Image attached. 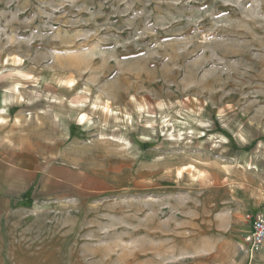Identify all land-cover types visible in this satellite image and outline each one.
Listing matches in <instances>:
<instances>
[{
	"label": "rangeland",
	"instance_id": "obj_1",
	"mask_svg": "<svg viewBox=\"0 0 264 264\" xmlns=\"http://www.w3.org/2000/svg\"><path fill=\"white\" fill-rule=\"evenodd\" d=\"M110 179L0 192V264H264V0H0V156ZM181 174V175H180Z\"/></svg>",
	"mask_w": 264,
	"mask_h": 264
},
{
	"label": "crops",
	"instance_id": "obj_2",
	"mask_svg": "<svg viewBox=\"0 0 264 264\" xmlns=\"http://www.w3.org/2000/svg\"><path fill=\"white\" fill-rule=\"evenodd\" d=\"M110 185V179L96 168L48 158L31 149L12 150L0 156V192L6 203H14L22 196L74 203L106 194ZM257 211L260 210L254 212ZM248 230L249 224L243 235Z\"/></svg>",
	"mask_w": 264,
	"mask_h": 264
},
{
	"label": "built area",
	"instance_id": "obj_3",
	"mask_svg": "<svg viewBox=\"0 0 264 264\" xmlns=\"http://www.w3.org/2000/svg\"><path fill=\"white\" fill-rule=\"evenodd\" d=\"M249 230L243 235L240 252L243 258L252 259L264 245V211L246 213Z\"/></svg>",
	"mask_w": 264,
	"mask_h": 264
},
{
	"label": "bare ground",
	"instance_id": "obj_4",
	"mask_svg": "<svg viewBox=\"0 0 264 264\" xmlns=\"http://www.w3.org/2000/svg\"><path fill=\"white\" fill-rule=\"evenodd\" d=\"M181 175V174H180Z\"/></svg>",
	"mask_w": 264,
	"mask_h": 264
}]
</instances>
